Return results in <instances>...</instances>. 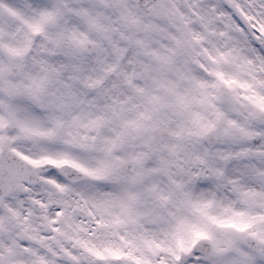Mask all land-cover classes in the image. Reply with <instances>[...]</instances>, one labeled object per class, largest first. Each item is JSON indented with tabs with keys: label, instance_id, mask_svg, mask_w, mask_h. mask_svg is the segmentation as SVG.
Masks as SVG:
<instances>
[{
	"label": "snow or ice",
	"instance_id": "snow-or-ice-1",
	"mask_svg": "<svg viewBox=\"0 0 264 264\" xmlns=\"http://www.w3.org/2000/svg\"><path fill=\"white\" fill-rule=\"evenodd\" d=\"M0 264H264V0H0Z\"/></svg>",
	"mask_w": 264,
	"mask_h": 264
}]
</instances>
